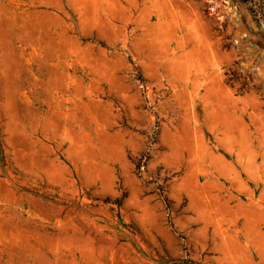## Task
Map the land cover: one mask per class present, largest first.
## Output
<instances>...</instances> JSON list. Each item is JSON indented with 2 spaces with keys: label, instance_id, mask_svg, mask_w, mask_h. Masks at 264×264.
Returning a JSON list of instances; mask_svg holds the SVG:
<instances>
[{
  "label": "rangeland",
  "instance_id": "obj_1",
  "mask_svg": "<svg viewBox=\"0 0 264 264\" xmlns=\"http://www.w3.org/2000/svg\"><path fill=\"white\" fill-rule=\"evenodd\" d=\"M0 264H264V0H0Z\"/></svg>",
  "mask_w": 264,
  "mask_h": 264
}]
</instances>
